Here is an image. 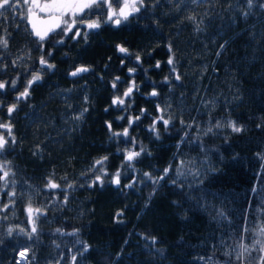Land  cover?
<instances>
[{
  "label": "trees",
  "instance_id": "1",
  "mask_svg": "<svg viewBox=\"0 0 264 264\" xmlns=\"http://www.w3.org/2000/svg\"><path fill=\"white\" fill-rule=\"evenodd\" d=\"M153 3L145 0L146 7L119 26L103 22L104 8L93 9L101 27L89 31L86 40L82 34L55 47L45 42L43 54L56 67L44 70L43 80L11 117L7 107L38 67L41 52L20 15L0 16V37L9 41L7 49L0 48V82L17 81L15 89L0 90V122H10L16 137L0 155L15 172L16 191L15 207L0 211V264H17L16 255L25 248L31 264H71L72 254L76 264H261L264 259L255 244L264 243L256 235L264 227L262 0H251V7L248 0ZM192 16L195 22L188 19ZM81 65L90 71L70 78V70ZM133 80L123 107L113 105L114 96L122 97ZM154 89L158 96L150 95ZM158 105L171 120L167 130L162 122L156 125L157 139L150 128L161 115ZM129 117L134 120L129 136H112L106 122L122 132ZM229 121L244 130L232 132ZM133 138L134 150L145 151L129 167L125 150L133 145L126 141ZM103 156L108 176L102 187H89L94 161ZM166 168L167 176L155 185L144 175L157 179ZM116 171L119 186L109 182ZM49 177L61 188L47 189ZM129 183L133 187H125ZM29 201L46 213L32 239L18 231H30ZM5 204L8 194L0 192V208ZM9 227L17 229L11 237ZM85 244L89 250L81 254ZM242 244L248 251L237 260Z\"/></svg>",
  "mask_w": 264,
  "mask_h": 264
},
{
  "label": "snow or ice",
  "instance_id": "2",
  "mask_svg": "<svg viewBox=\"0 0 264 264\" xmlns=\"http://www.w3.org/2000/svg\"><path fill=\"white\" fill-rule=\"evenodd\" d=\"M155 2L158 0H154L153 6H155ZM249 7H251V0H248ZM262 6H264V0H262ZM142 7H146L145 0H0V16L6 15L7 12L11 11L16 13L18 9H23V11L19 14L20 19L26 20L27 24L31 26L30 35H33L35 39V43L38 44V51L41 52L38 61V67L32 71L30 74V78L26 80V84L23 88V91H20L19 94L16 96V101L7 107V114L9 117L16 111V108L21 100H27L30 96V90L34 84L43 80L42 73L45 69L51 70L56 67L55 64L50 63L49 60L46 58L45 54H43L44 42L49 39L51 36L53 40H55V44H63L64 39L61 37L67 38L69 34H71V38L73 40L79 39L83 34L85 40L87 39L88 33L91 30L99 29L101 27V20L96 12L91 10L93 9H100L104 8L105 11L104 15V23H110L114 26H119L122 21H127L130 16H133L135 13H139ZM247 15V13H245ZM96 17V18H92ZM189 20L195 22L196 18L194 16L188 17ZM78 25L82 27H78ZM75 29V31H74ZM83 29V31H82ZM197 30H199V24H197ZM55 44L53 47H55ZM9 46V41L6 37H0V48L7 49ZM117 50L120 53L128 54V49L117 45ZM168 50L171 53L172 47L168 45ZM52 52L49 51L47 56L50 57ZM19 59H23L20 57ZM174 55H170L169 59L167 60L168 65L174 64ZM137 62L140 61V56H136ZM0 62H2V58H0ZM13 66H16V61H13ZM156 67H160V62L157 61ZM90 69L86 66H78L75 70L69 73L72 77H77L83 73L89 72ZM135 69H129V72H134ZM170 71L174 73V79L179 81L181 76L177 73L176 68H170ZM18 79V77H17ZM120 78L116 77L115 80L112 82V88L115 89L117 87L116 81ZM168 78H165V82H167ZM16 80H13L9 85L7 81L0 82V90L6 89V87H11L13 89L16 88ZM135 88V81H132L131 86H129L126 91L123 92V96L115 95L112 104L119 105L123 107L125 101L131 96ZM151 96L155 97L158 96L159 93L154 89L151 93ZM87 99V98H85ZM158 110L161 112V115L153 120L151 125L150 131L156 134L157 139L159 138V132L156 127L157 124L162 122V125L165 130L170 123L171 117L167 119L163 115L164 109L159 108ZM87 111V109H84ZM107 111V109H105ZM142 114V113H141ZM83 113L80 116H76L75 119L79 120ZM140 117H135L138 120ZM118 119L123 120L124 116L118 117ZM134 120L132 117L128 119V127L124 128L122 132H113L112 131V124L110 122H106V126L110 132H112V136L114 137H128L129 136V129L132 127ZM183 123V121H181ZM216 128L222 127L220 123L215 125ZM227 127L231 129L234 133H241L244 129L240 126H237L235 121H229ZM0 129H3V132H0V155L3 154L5 151L6 146L9 145V141L12 144H15L16 137L13 134V126L10 122L4 123L0 122ZM208 132H212V128H208ZM127 143H131L133 145V150H125L124 159L128 163L129 167H132V161H134L137 157H139L145 149L140 147L139 151L135 149V140L126 141ZM108 160L107 156H103L99 159L94 161V164L91 168L92 172H95L96 175L92 182L89 184V187L96 186L97 183L102 187L104 184V177L108 176L107 168H106V161ZM183 165V161L180 162ZM10 162H0V192H7L10 204H5L0 211L7 212L8 208L15 207V201L11 200V197L16 196L15 191V172L9 166ZM170 169L166 168L164 170V174L159 176L157 179H152L149 173H144L145 176H148L151 180L152 184L155 185L158 183V180H163L164 176H167ZM178 175H182L183 173L177 172ZM12 177L10 180L9 177ZM121 173L120 171H116L112 174L110 178V183L119 186L121 183L120 179ZM64 179H67L64 177ZM135 183V181H133ZM133 183H129L125 185V187L131 188L133 187ZM9 184L12 185L11 190H9ZM47 189L49 190H56L60 189L61 185L54 182L51 177L48 178ZM74 185L72 183L67 184V188H73ZM64 203H67V196L64 197ZM26 213L28 217V221L31 225L30 231H27L24 228H19L18 231L20 233L25 234L28 239H32L33 235L37 233V221L41 215H46L41 208H33L31 202L29 201L26 207ZM220 216H223V213H219ZM117 218L122 216L121 212L116 214ZM117 222H120L117 219ZM17 231L13 227H9L7 229L6 235L11 237L13 232ZM57 232H61V229H57ZM78 233L74 231L72 233H68V235L76 236ZM257 236L264 238V227H261L260 230L256 233ZM147 239V237H146ZM152 243L155 244L156 240L155 237L151 238ZM3 242V238L0 237V243ZM76 243H81V241L77 240ZM255 244H260V251H264V243L260 239L255 241ZM89 250L88 245H84V247L80 250V253L87 252ZM248 248L245 245L240 246V251H238L236 255L237 260H241L243 257L244 252H247ZM21 261L24 264H31L30 261L27 260L28 256V249L25 248L24 250L19 251L18 253ZM227 255H231L228 253ZM71 264H76L77 254H72L70 257ZM21 261H17V264H21ZM261 264H264V259L261 260Z\"/></svg>",
  "mask_w": 264,
  "mask_h": 264
},
{
  "label": "flooded vegetation",
  "instance_id": "3",
  "mask_svg": "<svg viewBox=\"0 0 264 264\" xmlns=\"http://www.w3.org/2000/svg\"><path fill=\"white\" fill-rule=\"evenodd\" d=\"M22 11H23V9L21 10V12H22ZM21 12H20V10L18 9L16 13H13V12L9 11V12L6 13V15H13V16H14V15H19ZM25 23H26V28H27V30L30 32L26 20H25ZM78 27H82V26L78 25ZM12 28H13V29H16L17 26H12ZM74 31H75V29H74ZM82 31H83V29H82ZM31 37H33V36L31 35ZM29 38H30V37H29ZM61 38L64 39V42H66V41H73V39L71 38V34H69V36H68L67 38H64V37H61ZM45 42H50V45L55 44V40H53L51 36H50L49 39H48L47 41H45ZM45 42H44V43H45ZM44 46H45V45H44ZM46 46H47V45H46ZM27 54H29V55L32 54L31 49H28V50H27ZM77 67H78V66H77ZM75 68H76V67H75ZM75 68H74V69H75ZM72 70H73V69H72ZM72 70H70V71H72Z\"/></svg>",
  "mask_w": 264,
  "mask_h": 264
},
{
  "label": "built area",
  "instance_id": "4",
  "mask_svg": "<svg viewBox=\"0 0 264 264\" xmlns=\"http://www.w3.org/2000/svg\"><path fill=\"white\" fill-rule=\"evenodd\" d=\"M22 250H24V249H22ZM19 251H21V250H19ZM19 251H18V253H19ZM18 253H17V255H16V261H21V258L19 257ZM21 263H24V262L21 261Z\"/></svg>",
  "mask_w": 264,
  "mask_h": 264
},
{
  "label": "water",
  "instance_id": "5",
  "mask_svg": "<svg viewBox=\"0 0 264 264\" xmlns=\"http://www.w3.org/2000/svg\"><path fill=\"white\" fill-rule=\"evenodd\" d=\"M26 22H27V21H26ZM27 25H28V24H27ZM28 28H29V30H31V26H30V25H28ZM32 36H33V35H32ZM33 38H35V37L33 36ZM35 39H36V38H35ZM73 70H75V69H73ZM73 70H72V71H73ZM70 72H71V71H70ZM70 72H69V73H70ZM83 74H84V73H83ZM81 75H82V74H81ZM68 76H69L70 78H74V77L70 76L69 74H68ZM79 76H80V75H79ZM77 77H78V76H77Z\"/></svg>",
  "mask_w": 264,
  "mask_h": 264
}]
</instances>
